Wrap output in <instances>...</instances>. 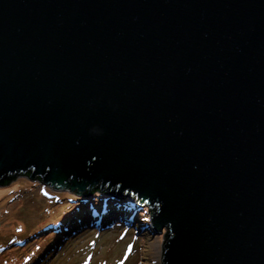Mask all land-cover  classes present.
Here are the masks:
<instances>
[{"label": "water", "instance_id": "obj_1", "mask_svg": "<svg viewBox=\"0 0 264 264\" xmlns=\"http://www.w3.org/2000/svg\"><path fill=\"white\" fill-rule=\"evenodd\" d=\"M147 205L161 264H264V0H0V186Z\"/></svg>", "mask_w": 264, "mask_h": 264}, {"label": "rangeland", "instance_id": "obj_2", "mask_svg": "<svg viewBox=\"0 0 264 264\" xmlns=\"http://www.w3.org/2000/svg\"><path fill=\"white\" fill-rule=\"evenodd\" d=\"M71 194L25 176L0 186V264H161L166 229L147 205Z\"/></svg>", "mask_w": 264, "mask_h": 264}, {"label": "trees", "instance_id": "obj_3", "mask_svg": "<svg viewBox=\"0 0 264 264\" xmlns=\"http://www.w3.org/2000/svg\"><path fill=\"white\" fill-rule=\"evenodd\" d=\"M101 182H100V184H99V187H96V188H94L86 197H89V196H92V195H95V194H99V195H105V193L106 192H104V190L101 188ZM71 195H73V196H76V197H83V195H77V194H71ZM108 195H110V196H112V197H116L115 196V193L114 192H112L111 194H108ZM129 197H131L132 198V200L133 199H135L134 197H132L130 194H129ZM76 199H80V198H76ZM82 199V198H81ZM129 199V198H128ZM132 200H128L129 202H130V204L132 203ZM138 205H140L139 203H138ZM141 207H146V206H144V205H140ZM146 210L148 209V207L147 208H145ZM93 214H95L96 215V213H93Z\"/></svg>", "mask_w": 264, "mask_h": 264}]
</instances>
